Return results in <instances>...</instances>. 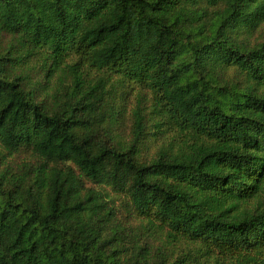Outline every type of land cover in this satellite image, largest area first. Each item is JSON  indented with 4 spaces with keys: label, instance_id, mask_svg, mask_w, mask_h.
<instances>
[{
    "label": "trees",
    "instance_id": "trees-1",
    "mask_svg": "<svg viewBox=\"0 0 264 264\" xmlns=\"http://www.w3.org/2000/svg\"><path fill=\"white\" fill-rule=\"evenodd\" d=\"M114 75L181 140L143 157L139 101L117 141ZM0 149V264H264V0H0ZM122 196L157 262L121 258Z\"/></svg>",
    "mask_w": 264,
    "mask_h": 264
},
{
    "label": "rangeland",
    "instance_id": "rangeland-1",
    "mask_svg": "<svg viewBox=\"0 0 264 264\" xmlns=\"http://www.w3.org/2000/svg\"><path fill=\"white\" fill-rule=\"evenodd\" d=\"M107 72L105 71H97L93 70L91 75L94 78H98L101 76H106ZM108 89H110L113 103L116 105L117 117H119L116 125L112 126V122L110 121V117L106 118L103 122L105 128L114 130V135H118L116 140H120L123 143H127L131 145V126L133 125L134 117L133 110L137 107L139 101L141 104L140 107L142 109V113L146 115L147 123V136L148 143L145 147H142V155L146 158H154L156 156V152L162 144H166L171 146L170 144L173 142V139H177V141L181 140L178 134L175 133V130L169 128L168 125H163L160 128L157 127V121L162 119L161 114L158 110V104L156 100V96L150 92L145 86H143L139 82L129 81L120 77L119 75H114L111 78V82L108 83ZM64 91L60 93L61 98L64 97ZM41 100L44 97H40ZM49 106H52L51 103L54 102L53 96L48 99ZM62 103L61 101L59 104ZM138 105V107H139ZM108 116V113H107ZM102 125V126H103ZM104 130L101 129V133ZM114 137V136H113ZM184 138V137H183ZM185 138H187L185 136ZM115 140V137H114ZM175 148H178V144H174ZM1 151V149H0ZM2 153L0 152V157ZM32 153L25 149L20 152V155H17V160H32ZM1 161V158H0ZM0 167V171H1ZM86 184L88 187H96L92 181L86 180ZM114 193H111V195ZM125 201V197L122 196L120 199L116 200V207L118 211L117 218L115 219V223L111 224V229L108 230L109 235L112 234V230L117 232L118 240L115 241L118 248H122L121 258L123 260H128L132 258H142L144 255L136 252L135 246H138L137 237L140 230L137 229L140 222L137 221L135 216H131L124 209H121V205ZM123 226V227H122ZM154 240V238H153ZM155 246L156 245H152ZM168 247H172L174 249V257L178 255L182 256V259L189 263L193 261V257L195 254L199 255L200 259H205L203 256V251L200 250L199 246H188L184 241L175 242L172 244H168ZM160 247V246H158ZM191 249V250H190ZM157 250H153L150 255L144 256L143 259H153V262H157L159 256H156ZM189 252V253H187ZM191 253V255H190ZM196 258V257H195Z\"/></svg>",
    "mask_w": 264,
    "mask_h": 264
}]
</instances>
